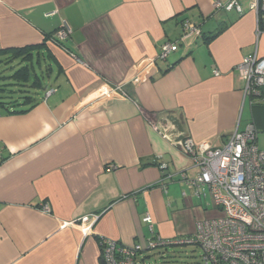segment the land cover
<instances>
[{"label":"crops","instance_id":"obj_1","mask_svg":"<svg viewBox=\"0 0 264 264\" xmlns=\"http://www.w3.org/2000/svg\"><path fill=\"white\" fill-rule=\"evenodd\" d=\"M217 1L231 0H0V60L34 46L23 65L39 78L31 111L0 107V264H104L102 240L191 236L221 215L187 186L198 171L177 142L222 147L251 116L264 150V104L237 70L264 57V32L251 0ZM64 25L62 47L49 37Z\"/></svg>","mask_w":264,"mask_h":264},{"label":"built area","instance_id":"obj_2","mask_svg":"<svg viewBox=\"0 0 264 264\" xmlns=\"http://www.w3.org/2000/svg\"><path fill=\"white\" fill-rule=\"evenodd\" d=\"M250 4L257 14L259 36L264 32V0H251ZM214 7L216 11L238 14L244 11L239 0L217 1ZM183 28L191 37L199 38L202 34L200 27L190 21H185ZM70 34L71 29L64 25L51 39L63 44ZM172 51L173 45L165 44L158 59L165 61ZM237 70L244 83V98L252 105L264 104V57L255 52L245 57ZM257 142L253 125L245 131H236L222 147L196 144L190 137L178 141L181 151L198 171L186 181L187 186L197 195L208 192L221 215L199 221L191 236L167 240L154 237L132 247L102 240L104 264H139L142 253L187 246L201 250L202 264H264V150L259 149ZM166 167L160 165L161 169ZM42 210L50 214L48 206L44 205ZM143 222L152 224V217L147 215Z\"/></svg>","mask_w":264,"mask_h":264},{"label":"trees","instance_id":"obj_3","mask_svg":"<svg viewBox=\"0 0 264 264\" xmlns=\"http://www.w3.org/2000/svg\"><path fill=\"white\" fill-rule=\"evenodd\" d=\"M222 31L223 29H220L214 36H218ZM49 38H52V36ZM59 45L63 46V44ZM35 48L33 46L5 50L7 51L5 53L11 54L0 60V64L3 67L5 65L8 69L16 68L14 73L8 77L4 76L2 72L0 73V107L6 109L9 114H25L31 111L36 105L34 99L37 92L34 88L39 78L29 64L23 65L24 61L30 62L31 52ZM258 105L260 104H254L252 106L259 107ZM254 128L256 133H258L255 126Z\"/></svg>","mask_w":264,"mask_h":264},{"label":"rangeland","instance_id":"obj_4","mask_svg":"<svg viewBox=\"0 0 264 264\" xmlns=\"http://www.w3.org/2000/svg\"><path fill=\"white\" fill-rule=\"evenodd\" d=\"M15 70L16 68L8 69L5 65L0 66V73L6 77L12 75ZM250 117L243 120L244 131L250 126ZM201 261V250L193 246L161 248L142 253L138 259L139 264H202Z\"/></svg>","mask_w":264,"mask_h":264}]
</instances>
